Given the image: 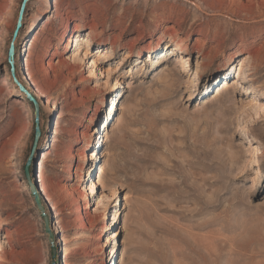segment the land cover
<instances>
[{"label":"rangeland","instance_id":"374dc122","mask_svg":"<svg viewBox=\"0 0 264 264\" xmlns=\"http://www.w3.org/2000/svg\"><path fill=\"white\" fill-rule=\"evenodd\" d=\"M104 262L264 264V0H0V264Z\"/></svg>","mask_w":264,"mask_h":264},{"label":"water","instance_id":"95a60500","mask_svg":"<svg viewBox=\"0 0 264 264\" xmlns=\"http://www.w3.org/2000/svg\"><path fill=\"white\" fill-rule=\"evenodd\" d=\"M25 6V5H24ZM24 6H23V9H24ZM21 21H22V13H21V17L19 19V24H18V28L21 27ZM10 58L12 59V65H14V50L13 48H11V52H10ZM12 73L14 75V78H15V69L13 67V70H12ZM15 81L17 82V80L15 79ZM20 90L27 96V98L35 105V109H36V114L38 116L39 114V104L37 102V100L31 95V93L25 89V87H23L19 82H17ZM26 176H27V180H28V183H29V186H30V189H31V192L33 194V196L35 197V202L39 208V210L42 212L43 216H44V219H45V222H46V225H48V219L47 217L45 216V213H44V208L41 204V201H40V197L37 193V189L36 187L34 186L32 180H31V177H30V174H29V165L26 166Z\"/></svg>","mask_w":264,"mask_h":264},{"label":"bare ground","instance_id":"6f19581e","mask_svg":"<svg viewBox=\"0 0 264 264\" xmlns=\"http://www.w3.org/2000/svg\"><path fill=\"white\" fill-rule=\"evenodd\" d=\"M71 43V42H70ZM11 52V51H10ZM11 64H12V62H11ZM119 84H120V82H118ZM262 87V86H261ZM33 94L35 93V91H33L32 92ZM35 95V94H34ZM22 105V104H21ZM25 107V106H24ZM23 107V108H24ZM93 121H94V119L92 118V121H91V123H93ZM92 138H93V136L91 135V134H87V136H86V143H87V145H90L91 144V141H92ZM88 158V156H87V152H85L84 153V162L86 163L87 162V160H89V159H87ZM87 169V167H85V165L81 168V171H82V173H84L85 172V170ZM88 172H89V170H88ZM112 180H114V181H117V178H114V177H112ZM111 184V183H110ZM113 184V183H112ZM94 187H95V185L94 184H92V190H94ZM37 189H38V191H39V193H40V188H39V186H37ZM48 219V218H47ZM47 229H48V225H47ZM103 264H106L105 262L103 263Z\"/></svg>","mask_w":264,"mask_h":264}]
</instances>
